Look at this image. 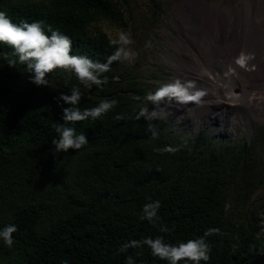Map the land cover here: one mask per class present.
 I'll use <instances>...</instances> for the list:
<instances>
[{"label": "trees", "instance_id": "1", "mask_svg": "<svg viewBox=\"0 0 264 264\" xmlns=\"http://www.w3.org/2000/svg\"><path fill=\"white\" fill-rule=\"evenodd\" d=\"M122 7L119 0H0V11L14 23L43 21L70 38L73 55L101 63L120 46L93 25L118 21ZM120 61L103 74L107 81L119 80L114 71ZM30 75L14 49L0 43V230L17 228L10 247L0 238V264H127L129 255L135 264H168L147 245L119 249L147 237L176 244L208 229L219 231L205 237L211 251L200 264H264L263 206L243 218L228 210L236 187L247 202L264 181L251 166V145L227 151L210 144L201 150L198 143L192 149L167 133L163 119L151 122L158 132L153 139L149 122L136 118L141 107L125 96L141 95L127 79L128 89L81 92V110L105 99L117 103L98 119L69 124L88 142L54 155L55 126L64 123L56 97L70 92L66 82L78 80L70 71L49 73L48 83L61 81L59 91L36 86ZM168 146L178 151H160ZM157 200L159 221L141 220L143 206ZM163 226L167 232L159 230Z\"/></svg>", "mask_w": 264, "mask_h": 264}, {"label": "rangeland", "instance_id": "2", "mask_svg": "<svg viewBox=\"0 0 264 264\" xmlns=\"http://www.w3.org/2000/svg\"><path fill=\"white\" fill-rule=\"evenodd\" d=\"M119 1L123 7L118 21L101 19L93 25V28L105 33L111 41L123 47L128 53V59L121 58L120 64L114 71L119 80L109 79L107 83L100 86L85 87L72 78L65 83L68 91L73 87H78L80 92H92L99 95L101 90L105 92L107 88L110 91L121 90L114 85L128 89L130 84L127 79H130L136 83L135 88L140 91L141 95L137 96L129 91L125 96L137 107L147 106L151 110L153 106L150 103L146 105L144 102L145 95L155 92L162 84L177 81L175 79L177 70L183 73L189 69L185 65L180 66L181 63L175 56V53L178 54L177 50L183 48L179 39L188 35L201 45V42L206 39L201 23L208 26L207 28L214 35L217 32L221 35L227 34L225 30L228 27L220 24V29H217L213 22L214 15L208 12L215 13L217 9L221 12V18L230 20L231 12L236 7L242 8L245 2L251 6V19H245L244 24L240 22L241 24L237 26H241L242 29L248 27L246 43L244 39L241 43L235 40L230 46L225 45L224 42L217 44L214 50L216 54L228 52L229 47H233L230 51L236 54L250 53L257 49L254 46L255 42L264 36V0H127V4H124L122 0ZM122 34L131 41L129 44H120L119 38ZM205 41L206 45H210L207 44V39ZM252 45L254 47L250 49ZM45 87H53L60 91L61 81H54L53 85L49 82ZM247 92L254 93L257 90L248 87ZM136 97L140 99L137 100ZM166 103L167 100L162 102V104ZM186 105L173 101L168 109L170 114L163 120L166 122V131L170 136L186 141L192 149L197 147L198 143L201 150L209 144L224 150L234 144L241 147L245 144L251 145L249 159L253 171L264 177V104L256 107L258 112L252 109L257 112V115L252 118L244 108H239L238 112H234L230 107H220L215 110L210 107L209 110L206 105L203 107L191 102V107ZM240 174H237L238 178ZM258 186L250 201L247 202L242 196L241 187H236L228 200L229 213L243 218L246 212L256 206H263L260 212L264 213V181ZM262 217L264 224V214Z\"/></svg>", "mask_w": 264, "mask_h": 264}, {"label": "clouds", "instance_id": "3", "mask_svg": "<svg viewBox=\"0 0 264 264\" xmlns=\"http://www.w3.org/2000/svg\"><path fill=\"white\" fill-rule=\"evenodd\" d=\"M119 42L122 45H127L131 41L122 34ZM0 43L14 49V54L18 57L19 63L26 65V71L31 74L30 82L38 87L47 86L46 77L57 69L72 72L85 87L100 86L107 83V77H104L103 74L109 71V65L112 61L121 58L128 59V53L123 47L118 48L116 53L108 58V63L94 62L86 56L73 55L70 38L59 30H54L51 25L46 27L43 21L14 23L4 11H0ZM15 64V60L9 63L10 66H15ZM191 87V84H182L177 80L162 84L155 92H149L145 95L143 98L145 104L150 103L153 107L151 110L147 106L141 107L136 118L137 120L144 118L149 122L147 130L152 133L153 139L158 137V132L156 125L151 122L165 119L170 114L168 109L173 101L188 103L198 100L202 95L201 92L190 93ZM69 93L61 92L56 97L58 104L62 102L61 120L64 123L55 126L59 138L52 140L53 148L51 151L54 155L67 152L70 149L79 150L88 142L86 135L77 134L73 127L68 126L69 124L88 118L98 119L117 103L115 100L105 99L96 107L81 110L78 106L81 99L79 88L73 87ZM136 99L139 100L140 97H136ZM165 100L167 103L162 104ZM63 105L68 106L64 107ZM117 119H123V117L118 116ZM160 151L175 152L178 151V148L168 146L160 149ZM160 207L159 200L146 203L143 206V214L140 219H146L150 223L156 224L159 221L158 209ZM159 230L167 232L168 228L163 226ZM16 231L15 225H8L0 230V238L10 247L13 244L12 234ZM218 231V229H208L200 238L180 241L176 244L166 243L162 236L147 237L140 241L131 240L123 244L119 251L126 253L129 249L142 248L147 245L154 257L165 260L168 264H180L181 261L200 264L201 261L209 259L211 251V246L206 242L205 237ZM127 264H135L131 255L127 257Z\"/></svg>", "mask_w": 264, "mask_h": 264}, {"label": "bare ground", "instance_id": "4", "mask_svg": "<svg viewBox=\"0 0 264 264\" xmlns=\"http://www.w3.org/2000/svg\"><path fill=\"white\" fill-rule=\"evenodd\" d=\"M208 13L214 15L213 22L217 29H220L222 24L228 27L225 30L227 34L221 35L217 32L214 35L207 28L208 26L201 23L202 30L204 29L206 33L207 44L210 45L204 43L206 39L201 40L202 44L199 45L194 38L188 35L181 37L179 41L183 48L177 50L178 54L175 53V56L180 61V66L185 65L189 69H186L188 71L183 73L177 70L175 79L182 84H191L190 93H202L198 101H191L194 105H202L203 107L206 105L209 110L210 107L213 110L220 107H230L234 112H238L239 108H244L251 118L255 117L259 111L256 107H261L264 104V91L262 90L264 89V36L255 42L254 46L257 49L252 50L250 53L236 54L230 51L233 47H229L228 52L220 51V54L214 52L217 44L224 42L225 45L229 44L227 46H230V44L233 45L235 40L241 43L248 37V27L242 29L241 26H237L245 19H251V6L248 2H245L242 8L236 7L231 12L230 20L224 17L221 18V12L217 9H215V13ZM254 46L252 45L250 49ZM241 59H243V63H239ZM222 69L224 70L222 71ZM248 87H252L257 92H247ZM184 104L191 107L190 102ZM252 109H256L257 112Z\"/></svg>", "mask_w": 264, "mask_h": 264}, {"label": "snow or ice", "instance_id": "5", "mask_svg": "<svg viewBox=\"0 0 264 264\" xmlns=\"http://www.w3.org/2000/svg\"><path fill=\"white\" fill-rule=\"evenodd\" d=\"M239 63H243V59H241V60L239 61Z\"/></svg>", "mask_w": 264, "mask_h": 264}]
</instances>
